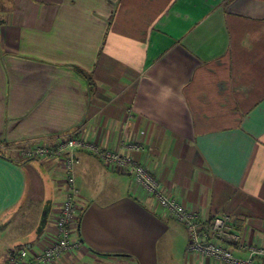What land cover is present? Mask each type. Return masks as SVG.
<instances>
[{"label": "crops", "instance_id": "obj_1", "mask_svg": "<svg viewBox=\"0 0 264 264\" xmlns=\"http://www.w3.org/2000/svg\"><path fill=\"white\" fill-rule=\"evenodd\" d=\"M74 132L264 247V0H0V264L55 239L66 197L59 160L12 146ZM77 158L80 245L53 264H225L187 252L186 229L124 168Z\"/></svg>", "mask_w": 264, "mask_h": 264}, {"label": "built area", "instance_id": "obj_2", "mask_svg": "<svg viewBox=\"0 0 264 264\" xmlns=\"http://www.w3.org/2000/svg\"><path fill=\"white\" fill-rule=\"evenodd\" d=\"M126 148L137 149L139 146L130 144ZM11 149L25 160L42 158L59 160L65 174L66 197L55 218V239L45 244L40 252H35L30 244L23 245L8 255V264H53L80 245L70 239L77 211L78 190L75 184V168L79 163L78 151L88 152L106 165L124 168L134 181L156 200L161 210L186 229L187 252L199 253L225 264H255V259H264V247L241 243L239 235L231 228L230 216L222 213L208 221H202L196 214L187 211L176 198L167 196L158 180L142 165L117 152L100 148L97 144L82 139L75 132L55 138L50 144L12 146ZM229 247L245 249L247 257L245 259L236 257Z\"/></svg>", "mask_w": 264, "mask_h": 264}, {"label": "rangeland", "instance_id": "obj_3", "mask_svg": "<svg viewBox=\"0 0 264 264\" xmlns=\"http://www.w3.org/2000/svg\"><path fill=\"white\" fill-rule=\"evenodd\" d=\"M6 152H13V151H11L10 150V148H9V146L8 145H6ZM14 153V152H13ZM5 243V241L4 242H0V246H1V244H4ZM5 251H3L1 248H0V259L2 258V255H3V253H4Z\"/></svg>", "mask_w": 264, "mask_h": 264}]
</instances>
